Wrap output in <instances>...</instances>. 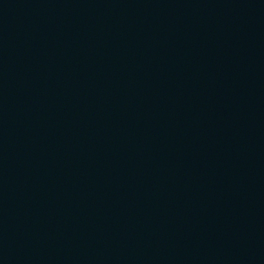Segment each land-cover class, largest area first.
I'll return each instance as SVG.
<instances>
[{"label": "water", "instance_id": "water-1", "mask_svg": "<svg viewBox=\"0 0 264 264\" xmlns=\"http://www.w3.org/2000/svg\"><path fill=\"white\" fill-rule=\"evenodd\" d=\"M103 264H264V0H136Z\"/></svg>", "mask_w": 264, "mask_h": 264}]
</instances>
